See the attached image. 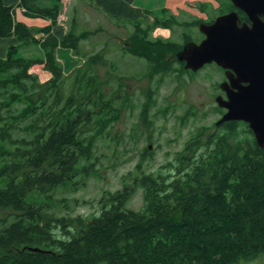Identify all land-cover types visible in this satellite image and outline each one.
I'll use <instances>...</instances> for the list:
<instances>
[{
    "label": "trees",
    "instance_id": "16d2710c",
    "mask_svg": "<svg viewBox=\"0 0 264 264\" xmlns=\"http://www.w3.org/2000/svg\"><path fill=\"white\" fill-rule=\"evenodd\" d=\"M32 1L21 0L28 16L56 22L57 5L41 8L30 6ZM217 1L218 15L235 10L247 19L230 0ZM192 8L208 15L213 6L202 2ZM204 22H137L131 42L121 49L146 61L144 76L169 72L172 62L166 56L192 41L189 29ZM174 25L185 26L181 43L151 40L155 28ZM35 31L17 22L14 8L0 0V38L40 42ZM42 32L47 34L41 45L49 80L42 83L29 72L35 62L18 57L20 45L0 58V112L5 111L0 122L6 120L0 125V178L8 177L0 187V264H264V149L243 121L197 129L158 171L147 173L139 165L121 190L104 192L96 214L50 213L58 189L85 187L97 167L98 135L117 120L120 108L113 94L107 101V93L96 86L92 67L100 55H86L87 67L78 69L72 80L65 78L56 57L59 46L82 56L80 42L90 31H69L62 40L51 34V27ZM68 82L72 89L66 96ZM19 125H24L20 129L27 131L26 138H11L9 131ZM138 189L142 206L133 209L129 201Z\"/></svg>",
    "mask_w": 264,
    "mask_h": 264
},
{
    "label": "rangeland",
    "instance_id": "374dc122",
    "mask_svg": "<svg viewBox=\"0 0 264 264\" xmlns=\"http://www.w3.org/2000/svg\"><path fill=\"white\" fill-rule=\"evenodd\" d=\"M145 1H149L152 6L163 3L162 0ZM169 1L168 8L147 14V17L145 16L139 21H128L131 25L118 18L104 17L102 19L97 13L81 3H74L72 6V3L66 4L70 6L67 9L68 24L71 29L69 31L75 35H80L85 31H90L92 34L80 42L79 50L83 56L82 60H84L81 66L69 73L63 71L65 78L72 80L78 69L87 67V63L84 64L86 55H100L102 59L92 67L94 74L97 75H93L97 79V81L95 80L96 86L100 84L104 94L107 93V101L111 99L110 94L116 97L120 112L117 120L109 127L103 128L98 135L95 145L97 167L85 187L76 192L58 189L54 194L55 206L50 211L53 215L87 217L98 213L104 192L121 190L124 184L123 180L139 165H142V169L147 173L160 170L171 162L175 153L183 149L187 141L195 135L197 129L204 126L211 127L225 113L218 106L216 98L218 96L226 97L225 92L220 88L226 75L217 65L208 64L197 72L186 69L185 63L178 60V54L182 48L177 53H170L166 56V60L172 62L171 71L154 76H144L147 74L146 61L138 59L132 54H124V50L121 49L124 43L131 42L133 38L132 26L137 22H141L145 26V24L154 23L156 19L163 21L174 18L179 23L197 18L206 19L207 13H200L199 10L192 8L193 5L202 2H209L213 6V9L208 11V18L214 19L219 16L215 10L220 5L217 0ZM177 5L180 6L176 7ZM231 5H233L232 2ZM192 9L194 10L191 11ZM24 11L26 10L24 9ZM59 11L56 21L64 22L66 20L64 7ZM178 25H174L170 30L162 27L155 28L150 34L151 40L162 38L181 43L185 26ZM189 31L193 40L199 41L202 38L198 27H193ZM43 40H40V43ZM173 55L175 59L171 58ZM34 64L30 67L29 72L37 74L42 83L52 77L45 67L42 69ZM180 68L184 71L179 72ZM43 71L49 73V75L47 74L48 79L43 78L45 76ZM71 89L72 85L70 86V82H68L64 86V94L69 95ZM118 95L121 97L117 100ZM16 107L21 109L22 105H16ZM4 112L2 111L0 114L5 115ZM146 120L150 122V125L146 123ZM5 121L0 122V125H6ZM24 125L10 130L11 138H26L27 131L20 129ZM2 128L10 129L5 126ZM7 147L13 152L14 148L10 147L8 143ZM7 180L6 175L1 177L0 187H3ZM141 193L140 189L134 193L129 201L131 208H141Z\"/></svg>",
    "mask_w": 264,
    "mask_h": 264
},
{
    "label": "water",
    "instance_id": "95a60500",
    "mask_svg": "<svg viewBox=\"0 0 264 264\" xmlns=\"http://www.w3.org/2000/svg\"><path fill=\"white\" fill-rule=\"evenodd\" d=\"M230 2L247 16L250 25L240 22L237 11L217 16L212 24L200 23L198 29L204 38L199 43L184 45L178 60L194 72L208 64L226 71L227 81L220 85L226 97L216 98L218 106L226 112L216 124L228 121L247 123L263 150L264 0Z\"/></svg>",
    "mask_w": 264,
    "mask_h": 264
},
{
    "label": "crops",
    "instance_id": "0c3cea01",
    "mask_svg": "<svg viewBox=\"0 0 264 264\" xmlns=\"http://www.w3.org/2000/svg\"><path fill=\"white\" fill-rule=\"evenodd\" d=\"M5 5L12 6L14 8V18L17 22L23 23L31 29L36 30L34 37L37 40H43L47 35L42 32V29L50 26L51 33L58 40H62L69 30V18H68V5L71 6L74 3L82 4L89 8V10L94 11L98 14L102 19L104 17H112L122 19L126 22L128 21H139L142 20L147 14H152L155 11L160 12L162 9L168 8L169 0H162V4L157 6H152L149 1L145 0H34L29 3L30 6L35 4L41 8H51L57 5L59 9L64 7L66 20L64 22H54L48 18L41 17H31L28 16L24 11V6L21 4V0H3ZM75 1V2H74ZM68 3V5H66ZM79 6V5H78ZM79 6V7H83ZM180 5H177L178 7ZM191 7V6H190ZM189 7V8H190ZM26 10V9H25ZM192 9L191 11H193ZM146 21V20H145ZM76 24V23H75ZM76 26V25H75ZM20 45L19 52L20 55L18 57L24 58L28 61L35 62V66L44 69L45 65V52L42 48L40 42H31L22 44L18 41V39L14 36L7 38H0V58H5L7 56V51L10 46ZM18 52V54H19ZM58 60L63 65V71L65 73H69L73 71L76 67L81 66L83 56H79V54H74L72 49L59 47L57 50ZM41 69V70H42ZM45 79H48L49 73L44 72ZM48 74V75H47Z\"/></svg>",
    "mask_w": 264,
    "mask_h": 264
},
{
    "label": "flooded vegetation",
    "instance_id": "af4514ba",
    "mask_svg": "<svg viewBox=\"0 0 264 264\" xmlns=\"http://www.w3.org/2000/svg\"><path fill=\"white\" fill-rule=\"evenodd\" d=\"M232 11H235V10H232ZM229 12H231V11H229ZM238 12V11H237ZM239 14V18H240V22L241 23H246V24H249L250 25V22H249V20H248V18H247V16H246V20H243L242 19V15H240V13H238ZM195 16V15H194ZM205 20V22L204 23H206V25L207 24H212L213 23V21L215 20V18L214 19H212V20H210V18H208V15L206 14V19H204ZM210 20V21H209ZM199 26V25H198ZM170 30V29H169ZM199 30V29H198ZM134 31V30H133ZM204 38V35L202 34V38L199 40V41H196V40H192V41H190V42H194V43H199L202 39ZM189 43V42H188ZM187 44V43H186ZM185 44V45H186ZM123 47H127V44L126 43H124V45H123ZM222 71L224 72V75H226V71L225 70H223L222 69ZM227 80V78H226V76H225V81ZM224 81V82H225ZM243 85H246V84H243ZM222 97V96H221ZM224 98V97H223ZM222 109V108H221ZM224 110V112H226V110L225 109H223Z\"/></svg>",
    "mask_w": 264,
    "mask_h": 264
}]
</instances>
